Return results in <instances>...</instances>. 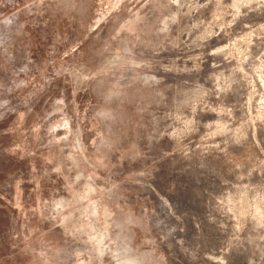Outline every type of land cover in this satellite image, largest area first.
I'll use <instances>...</instances> for the list:
<instances>
[{
  "label": "rangeland",
  "instance_id": "1",
  "mask_svg": "<svg viewBox=\"0 0 264 264\" xmlns=\"http://www.w3.org/2000/svg\"><path fill=\"white\" fill-rule=\"evenodd\" d=\"M0 264H264V0H0Z\"/></svg>",
  "mask_w": 264,
  "mask_h": 264
}]
</instances>
